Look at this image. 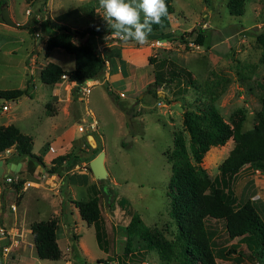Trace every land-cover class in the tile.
I'll list each match as a JSON object with an SVG mask.
<instances>
[{
	"label": "rangeland",
	"instance_id": "1",
	"mask_svg": "<svg viewBox=\"0 0 264 264\" xmlns=\"http://www.w3.org/2000/svg\"><path fill=\"white\" fill-rule=\"evenodd\" d=\"M3 1L17 23H32V32L0 19V88L27 85L25 93L17 97H0V104L5 101L9 106L0 110V123H13L30 135L31 151L43 162L22 154L17 157L21 169L9 172L3 165L12 182L18 178L24 182L16 204L11 182L3 179L5 172L0 173V264H177L174 259L159 258L157 251L144 247L137 235L131 237L125 250L124 226L130 215L137 213L145 225L156 227L167 239L173 235L175 225L166 193L170 163L165 151L172 146V133L183 129L184 110L213 105L228 121L229 115L241 108L242 129L252 127L264 115V60L256 40V33L264 27V0H244L243 12L238 15L228 11L227 0H170V38L148 39L141 45L103 34L96 44L98 51L106 49L102 46L111 41L124 43L121 54L130 62L131 70L129 75L114 73L106 68V61L104 73L108 70L109 75L114 74L108 79L99 77L85 100H80L76 86L67 90L65 84L56 86L51 98V84L40 81L36 68L28 73V62L31 58L37 66L44 62L41 42L57 24L74 29L89 26L101 17L106 21L103 8L95 7L94 0ZM198 28L204 29L203 41L197 47L190 46L188 41L193 40ZM191 29L195 30L184 34ZM72 39L81 41L75 33ZM113 51L116 60L117 51ZM47 60L63 69L73 67V56L58 47L49 51ZM169 66L179 71L175 78L168 79L164 71L163 80L153 84L154 70ZM187 70L190 82L184 74ZM107 89L117 95L123 108ZM85 106L97 119L92 133L76 128L79 117L85 115ZM232 144L228 138L202 155L200 165L210 178L216 175L219 162ZM94 147L104 150L105 177L71 181L70 189L67 174L56 185L59 179L55 175L68 169L74 173L85 170L91 175L88 161L94 156ZM12 153V147L1 151L0 159H12ZM58 157L54 164L57 172H49L52 158ZM99 184L110 191L108 203ZM230 186L236 197L251 191L250 198L264 220V171L243 164ZM98 194L100 217L95 224H87L73 200ZM51 215L57 219L56 241L61 251L55 260L36 256L29 229L33 220ZM205 221L217 264H264V249L260 258L251 257L242 238L227 236L222 219Z\"/></svg>",
	"mask_w": 264,
	"mask_h": 264
},
{
	"label": "trees",
	"instance_id": "2",
	"mask_svg": "<svg viewBox=\"0 0 264 264\" xmlns=\"http://www.w3.org/2000/svg\"><path fill=\"white\" fill-rule=\"evenodd\" d=\"M165 2L168 15L162 18L161 24L152 25L148 39L165 40L172 36L167 27L173 7L170 0ZM94 4L95 7H100L99 0H94ZM3 5H5L4 1L0 0V7ZM226 6L231 14L238 15L243 12L244 0H227ZM32 18L35 21L34 16ZM31 24L17 23V27H24L32 32ZM194 30L184 31V34H190ZM74 33L81 37L80 42L73 41ZM109 33L115 32L102 17L89 26L81 28L71 29L65 24H57L56 30L48 33L44 39V56H47L52 48H61L73 56V67L63 69L58 63L47 60L39 70L40 81L52 85L61 78L62 74H65L69 81L99 78L103 76L106 61L112 66L118 64L120 69L124 68L125 62L120 57L119 46H112V52L114 49L117 51L115 54L117 61L113 58L114 53L110 48L102 52L96 48L98 40L101 41L99 38ZM203 38L204 29L198 28L193 41L201 44ZM256 40L260 46V56L264 60V27L256 33ZM164 71L168 73V79L175 78L179 72L173 66L164 70L158 68L153 72V84L158 85L163 80ZM122 74L127 73L123 71ZM184 74L187 80L191 76L188 70L184 71ZM26 89L27 85L0 88V97L14 98L25 93ZM107 92L114 102L123 108L116 100L117 95H114L111 89H107ZM152 93L155 94L154 90ZM45 104L47 108L48 103ZM243 121L244 113L241 108L235 109L229 115L228 121L221 117L213 105L196 106L194 109L183 111V129L172 133V146L165 151V158L170 163L166 193L169 196V215L175 225V231L167 239L159 229L148 227L137 213H132L124 226L125 250L129 249L131 237L137 235L144 247L155 249L161 259H174L177 264H217L210 230L206 227L205 221L211 218L223 220L229 238H242L249 256L261 257L264 249V220L254 200L250 198L251 191L236 197L230 182L243 164L264 171V115H260L253 126L247 129H242ZM184 134L187 135L186 139ZM228 138L233 141L232 147L219 162L216 175L210 178L205 168L200 165L201 157L210 146L220 145ZM31 143L30 135L22 132L13 123H0V152L12 147L13 155L27 154L38 163H42L41 156L31 151ZM99 149L100 147H94L92 156ZM59 158L61 157L52 158L49 172H57L54 164ZM71 160L74 158L72 157ZM6 182H11L16 193L14 201L18 204L22 196L24 179L18 178L14 182L12 180ZM99 195L73 200L80 218L87 224H95L100 217ZM56 228L57 219L54 215L30 223L32 243L38 258L50 260L59 258L61 251L56 241Z\"/></svg>",
	"mask_w": 264,
	"mask_h": 264
},
{
	"label": "clouds",
	"instance_id": "3",
	"mask_svg": "<svg viewBox=\"0 0 264 264\" xmlns=\"http://www.w3.org/2000/svg\"><path fill=\"white\" fill-rule=\"evenodd\" d=\"M104 19L121 40L147 43L153 24L168 15L165 0H99ZM143 13V20H141Z\"/></svg>",
	"mask_w": 264,
	"mask_h": 264
},
{
	"label": "crops",
	"instance_id": "4",
	"mask_svg": "<svg viewBox=\"0 0 264 264\" xmlns=\"http://www.w3.org/2000/svg\"><path fill=\"white\" fill-rule=\"evenodd\" d=\"M7 7H8V5H7ZM10 14V13H9ZM10 17L12 18V19H14L12 16H11V14H10ZM17 22V21H16ZM46 37V36H45ZM45 37L43 38V40H42V42H41V45L42 46H44V39H45ZM122 44H124V43H121V42H119V41H111V42H108L107 44H105V45H103L102 46V48H106L107 49V51L109 50V48H110V51L113 49L112 48V46H119L120 47V49H119V52H120V57L124 60V62H125V67L124 68H122V69H120V66L118 65V64H116V65H111V64H109L108 62V64L106 65V68H110V70L109 71H112V72H114V73H117V71L119 72V73H121L122 74V72L124 71H126V75H129V73H130V70H131V65H130V62L126 59V58H124L123 56H122V54H121V49H122ZM108 46H110V47H108ZM105 49V50H106ZM112 53H114V52H112ZM49 54V53H48ZM48 56V55H47ZM47 56L45 57V56H43V58H45V59H43V63H41V65H39V66H37L36 65V61L35 60H33L32 58L30 59V61L28 62V69H27V71H28V73H31V70L32 69H38V75H39V70H40V68H41V66L47 61ZM116 61H117V59H116ZM39 63V62H38ZM35 65H36V67H35ZM70 69V68H69ZM109 71L107 70V71H105V73H104V75H103V78H109V77H111V75H113L114 73H110V75H109ZM116 71V72H115ZM111 79V78H110ZM62 84H65L67 87H65V89L67 88V90H69L70 89V87H71V85H73V84H71V82L69 81V80H67V78L66 77H63V78H60L57 82H55V83H53L51 86H52V89H51V92H50V96H51V98H52V96H53V94H55L54 92H53V90L54 89H56L57 87L56 86H62ZM64 89V93L63 94H66V90ZM75 90H76V88H75ZM48 95V96H49ZM86 107V106H85ZM88 108V107H87ZM65 110H67V107H66V109ZM51 150H52V148H51ZM13 154V153H12ZM17 157L18 156H15V157H13L12 159H7V160H4V162L2 161V159H1V166H2V170H1V172H5V173H7L8 172V170H4L3 169V165L7 168V163H9V162H19L20 164H19V168L18 169H21L22 168V162L21 161H19V159H17ZM59 172V171H58ZM80 173H83V174H80ZM68 174V177H69V179H68V184H67V186L70 188V189H72V187L70 186L72 183H71V181H74V182H77V181H83V182H87V181H92L93 179H94V177L92 176V174L90 175V174H88V172L87 171H77V172H72V171H70V169H68L67 171H65L64 173H62V175L60 174L59 175V173L58 174H56L55 176L59 179V181L58 182H56V185H59V184H61V182H62V180H63V178H64V175H67ZM73 182V183H74ZM73 185V184H72Z\"/></svg>",
	"mask_w": 264,
	"mask_h": 264
},
{
	"label": "built area",
	"instance_id": "5",
	"mask_svg": "<svg viewBox=\"0 0 264 264\" xmlns=\"http://www.w3.org/2000/svg\"><path fill=\"white\" fill-rule=\"evenodd\" d=\"M26 11H28V9ZM35 18H37L38 20H41L38 14H35ZM42 18H45L44 14L42 15ZM109 36L118 37L117 35H115V33H109ZM188 43L190 46H193V47L198 46V44L196 42H194L193 40H189ZM63 77L67 78V76L65 74L61 75V78H63ZM70 82H71V84H73V86H76V89L79 91L80 100H85L88 93L90 92L91 88L95 84H97L99 82V80H98V78H84L80 81L71 80ZM118 93L120 95H123V92H121V91H119ZM8 107L9 106L5 101L0 104V110H6V109H8ZM78 121L79 122H77V124H76V128L78 131L84 130L87 133H92L93 131L96 130L97 119L95 118V116L93 115V113L91 112V110L89 108L86 107L85 115L84 116L81 115L79 117ZM3 175H4L5 181L13 180L12 177L10 175H8L7 173H4ZM0 233H3L2 227H0Z\"/></svg>",
	"mask_w": 264,
	"mask_h": 264
},
{
	"label": "water",
	"instance_id": "6",
	"mask_svg": "<svg viewBox=\"0 0 264 264\" xmlns=\"http://www.w3.org/2000/svg\"><path fill=\"white\" fill-rule=\"evenodd\" d=\"M0 19L5 23L8 24L10 26H17V22L12 19L7 11V8L5 5L0 7ZM130 136H127L126 139H128ZM103 157H104V150L100 149L97 151V153L88 161V168L92 174V176L99 180L102 179L103 177H105L106 175V168L104 166V161H103ZM19 162H9L7 163V169L11 170V171H17L19 168ZM2 170V166H1V159H0V173ZM98 189L100 191V193L102 194V198L104 200L105 203H108L110 200V191L109 189L102 184L98 185Z\"/></svg>",
	"mask_w": 264,
	"mask_h": 264
}]
</instances>
